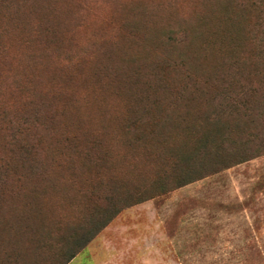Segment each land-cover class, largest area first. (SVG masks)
Listing matches in <instances>:
<instances>
[{"label": "trees", "instance_id": "16d2710c", "mask_svg": "<svg viewBox=\"0 0 264 264\" xmlns=\"http://www.w3.org/2000/svg\"><path fill=\"white\" fill-rule=\"evenodd\" d=\"M204 5L145 35L129 66L94 69L115 90L101 122L74 98L92 85L69 68L55 1L0 0V210L24 186L37 197L0 236V264H70L122 211L264 155V0ZM89 91L97 114L110 93Z\"/></svg>", "mask_w": 264, "mask_h": 264}, {"label": "rangeland", "instance_id": "374dc122", "mask_svg": "<svg viewBox=\"0 0 264 264\" xmlns=\"http://www.w3.org/2000/svg\"><path fill=\"white\" fill-rule=\"evenodd\" d=\"M54 1L59 23L70 32L65 41L70 70L79 68V77L90 80L89 90L110 93L96 114L84 105L93 103L90 91L77 90L79 110L82 116L106 122L105 105L114 101L115 90L107 77L97 80L94 69L102 63L129 66L133 55L142 52L138 44L145 35L159 41L164 27L193 22L207 0ZM131 15L136 17L128 19ZM128 24L133 26L131 35ZM125 42L131 43V52ZM26 52L20 49V54ZM49 61L52 68L64 70L58 55H50ZM112 108L124 110L123 102ZM195 110L193 106L192 114ZM23 189L2 202L0 236L8 237L29 220L30 199L36 196ZM56 219L52 228L60 222ZM70 264H264V155L122 211Z\"/></svg>", "mask_w": 264, "mask_h": 264}]
</instances>
